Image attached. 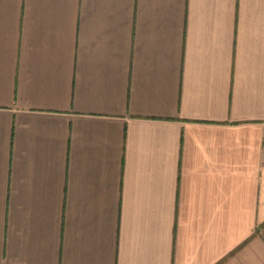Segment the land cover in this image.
I'll return each mask as SVG.
<instances>
[{
    "label": "crops",
    "instance_id": "0c3cea01",
    "mask_svg": "<svg viewBox=\"0 0 264 264\" xmlns=\"http://www.w3.org/2000/svg\"><path fill=\"white\" fill-rule=\"evenodd\" d=\"M0 264H264V0H0Z\"/></svg>",
    "mask_w": 264,
    "mask_h": 264
}]
</instances>
